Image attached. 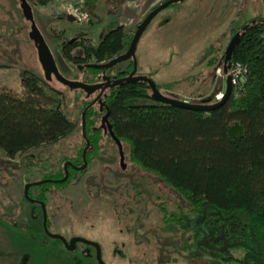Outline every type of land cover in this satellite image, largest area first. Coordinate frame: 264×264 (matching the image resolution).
I'll return each mask as SVG.
<instances>
[{"label": "rangeland", "instance_id": "rangeland-1", "mask_svg": "<svg viewBox=\"0 0 264 264\" xmlns=\"http://www.w3.org/2000/svg\"><path fill=\"white\" fill-rule=\"evenodd\" d=\"M125 1L92 0L87 23L63 17L44 23L40 15H52L47 7H35L34 20L53 50L56 41L53 44L51 32L60 29H65L66 37L83 33L97 44L109 29L130 21L132 13L120 14ZM144 1L125 5L137 12ZM259 17L264 18V0H181L167 6L152 18L137 42V75L151 76L167 89L197 84L198 94L212 97L225 89L226 77L209 76L210 58L222 56L232 33ZM30 29L31 22L17 0H0V87L21 91L24 70L45 77ZM54 54L61 75L76 82L88 80L86 73L66 62L64 66L57 50ZM51 76L49 81L62 92V107L76 127L60 142L32 148L12 159L0 150V264H99L93 245L78 242L69 250L50 233L67 240L80 236L98 242L106 264H200L185 258L190 233L166 226L161 211L162 207L167 213L187 210L188 202L158 176L133 164L126 143L122 145L124 157L119 159L117 148L105 141V150L89 159L83 173H76L67 184L48 187L46 231L41 205L25 197V184L64 167L63 157L77 155L83 143L82 101L93 96ZM103 105L104 100L97 109Z\"/></svg>", "mask_w": 264, "mask_h": 264}, {"label": "trees", "instance_id": "trees-1", "mask_svg": "<svg viewBox=\"0 0 264 264\" xmlns=\"http://www.w3.org/2000/svg\"><path fill=\"white\" fill-rule=\"evenodd\" d=\"M25 1L33 17L35 7L48 8L52 2ZM81 8L88 11L82 4ZM61 16L59 10L51 15L52 21ZM139 23L132 30L117 25L97 44L83 33L73 37H66L65 29L51 33L63 61L87 74L88 80L83 83L95 84L102 80L104 68L87 65L108 61L124 52ZM234 35L237 39L229 64L246 65L247 80L238 95L231 91L219 107L209 112L157 101L148 82L140 78L122 79L107 87L102 96L103 114H108L112 131L122 145H128L130 161L158 176L188 202L187 210L167 213L162 207L161 211L166 226L174 225L190 233L185 258L200 264H264V18L244 23L231 37ZM221 59L224 53L210 58L211 70ZM121 64L105 69V74L126 77L133 60ZM20 82L21 91L0 87V150L11 159L32 148L60 142L76 127L62 107V92L47 77L24 70ZM208 97L211 96L205 98ZM90 102L91 99L82 101L81 114ZM98 104L85 111V132L99 123ZM79 127L82 130V115ZM84 145L83 140L78 155L63 157L62 164L71 160L82 165ZM98 150L96 146L92 156ZM86 166H68L69 175L64 182L49 180L30 185L28 195L47 205L48 187L69 183ZM64 175L61 165L45 172L39 180L60 179Z\"/></svg>", "mask_w": 264, "mask_h": 264}, {"label": "water", "instance_id": "water-1", "mask_svg": "<svg viewBox=\"0 0 264 264\" xmlns=\"http://www.w3.org/2000/svg\"><path fill=\"white\" fill-rule=\"evenodd\" d=\"M19 1H20V7L22 9L24 17H26L31 22L30 36L33 38V40L37 46L39 61H40L41 65L44 69L45 77H47L48 79H51V77H52L51 75L55 74L57 79L60 80L65 85H67L69 87H80L82 90H84L86 92L87 95H90L91 93L95 92L96 90H100L98 92V94L96 95V97L92 100V102H90L82 112V131H83V133L85 130L84 117H85L86 109H88L95 101H97L98 103H102L101 96H102L105 88L114 86L115 84L120 82L122 79H126V80H135V79H139V78L145 79L150 86V89L152 91V97L155 100L160 101L162 103L171 104V105H175V106H179V107H183V108H188V109H192V110H196V111H202V112H209V111L219 107L231 93L230 77L226 76V85H225V89H224V94L220 100L213 102L212 97H208V98H204L201 101V103H199V104H193V103L183 102V101H180L177 99L167 97V96L161 94V92L159 91V88L157 87L155 81L152 78H150L149 76L135 75L136 69H137L136 60H135V51H136L137 42H138L141 34L146 29L148 24L151 22L152 18L160 10L169 6L172 3H176V2H179L181 0H164V1L160 2L156 7L151 9L144 16V18L140 21V23L137 25L136 30L133 34V37L130 41V44L124 52L120 53L117 56H114L113 58H111L108 61H105L102 63L88 64L87 66H89V67H94L97 69L104 68L102 75H101L102 82H98L95 84H85L83 82L72 81V80L65 78L63 75H61L59 73L57 64H56L55 59H54L53 54H52V51H51L49 45L47 44V42L45 41L43 35L41 34L39 29L37 28L31 9L29 7H26V1L25 0H19ZM65 18H67L69 20H74L73 16H71L69 14L66 15ZM236 39H237V35L232 36L228 42V45H227L225 51H224L223 62H224V71L225 72L227 71V67L229 66V62H230L231 54H232V49H233V46L236 42ZM130 58L133 60V68L126 77L116 78L115 75L109 76V75L105 74V69L113 67V66H115V65H117L123 61L130 59ZM79 68L81 69L82 66H79ZM107 117H108V114H105L104 118L108 122ZM108 128L110 130V134L113 136V138L117 142L120 154H122V143H121V141L114 135L112 128H111V125L109 123H108ZM87 143H88V141H87ZM68 164H71L70 161L65 162V164H64L65 175L60 179H55V180L44 179V180H38V181L26 183L25 187H24L25 197L28 199H31V197L28 195V188L30 185H33V184L38 185V184H41L42 182H46L49 180H52L55 182L66 181V179L68 178V175H69ZM84 165H86V162H84ZM71 166H72V168H75V169L83 167V166L77 167L76 165H71ZM39 204L41 205L42 212H43V226L47 230V225H46L47 213H46L45 203L42 200H39ZM50 234L52 236H57V237L61 238L63 240V242L65 243L67 249H69V250L74 249L78 242L93 245L95 250H96V259L99 262V264H106L102 258L101 246L99 245L98 242L91 241V240L85 239V238L80 237V236H75V237H72L69 240H67L61 234H54V233H50Z\"/></svg>", "mask_w": 264, "mask_h": 264}, {"label": "built area", "instance_id": "built-area-1", "mask_svg": "<svg viewBox=\"0 0 264 264\" xmlns=\"http://www.w3.org/2000/svg\"><path fill=\"white\" fill-rule=\"evenodd\" d=\"M51 14L57 13L59 10L63 16L71 15L77 22L87 23L90 15L86 10L81 8V0H52L48 5ZM209 76L212 78L230 77L231 91L233 95H238L244 88L247 80V66L241 62L229 64L227 71H224V62L219 60ZM161 94L177 99L183 102L199 104L208 95L198 94V86L194 84L186 89H167L160 86ZM224 90H217L213 93V102L220 100L223 97Z\"/></svg>", "mask_w": 264, "mask_h": 264}, {"label": "flooded vegetation", "instance_id": "flooded-vegetation-1", "mask_svg": "<svg viewBox=\"0 0 264 264\" xmlns=\"http://www.w3.org/2000/svg\"><path fill=\"white\" fill-rule=\"evenodd\" d=\"M54 76H55V74H54ZM55 78L57 79L56 76H55ZM98 82H102V80H100ZM106 90H107V87L105 88L102 96L105 95V91ZM99 91L100 90H96L95 92H93L90 95H88V97L93 95L92 98H89V99H91V102L96 97V95L98 94ZM96 102L97 101H95L93 104H95ZM103 110H104V106H102L101 109H100L101 114L97 115V117L99 119V123L97 125H95L92 130H90L88 132H85V130H84V133H83V131L81 133V137L85 141V145L83 146V149L81 151L83 164L82 165H76L77 167L84 166V162H86V163L90 162L89 161V157L92 156V152L95 150L96 146L99 147V150L103 149L104 148L103 147L104 146L103 143L105 141L109 142L110 144H112L113 146H115L117 148L118 154H119V159H122L124 157L123 148H122V154H120L117 142L113 138V136L110 134V130L108 128L109 121L107 122L105 120V118H104L105 114H103ZM107 119H108V117H107ZM87 141H88V143H87ZM104 150H105V148H104ZM78 153L79 152H77V155H78ZM67 161H70V163H71V164H68L69 167H72L71 165H75V164L72 163L71 160H66L65 162H67ZM122 164H123V162H122ZM53 180H55V179H53ZM31 199H29V200H31L33 203H36V204H38L40 206V204H39V200L40 199H36V198H32V197H31ZM48 230L49 229H48V226H47V230L46 231H48Z\"/></svg>", "mask_w": 264, "mask_h": 264}, {"label": "crops", "instance_id": "crops-1", "mask_svg": "<svg viewBox=\"0 0 264 264\" xmlns=\"http://www.w3.org/2000/svg\"><path fill=\"white\" fill-rule=\"evenodd\" d=\"M130 1H132V2H137V1H139V0H126L125 2H130ZM125 2L122 4V6L120 7V14H127V13H130V15H131V13H132V15H131V19H130V21L129 22H127V24L126 23H122V25L124 26V28H125V30H128V29H130L131 27H133L134 25H136L139 21H140V19H139V17H140V15L143 17V16H145V13L146 12H148L149 10H150V8L152 7V6H154V5H156V4H158L159 2H160V0H145L144 2H143V6L141 7V8H139L140 10L139 11H133V7H127V5H125ZM92 0H81V4L82 5H84L85 7H86V9L88 10V11H90V8H91V6H92ZM135 5V4H134ZM37 7H41V6H37ZM147 10V11H146ZM147 14V13H146ZM37 15L35 14V12H34V18L36 17ZM42 18H43V20H44V23H49V21L50 22H54V21H52V18L51 17H48L47 18V16H45V15H40ZM61 17H63L64 19H66V20H69V19H67V18H65V16H61ZM36 19V18H35ZM46 20H49L48 22L46 21ZM39 28V27H38ZM40 30H41V28H40ZM42 31V30H41ZM66 31H65V36H66ZM54 38V37H53ZM53 41V44L55 43L54 41H56V39L54 38V40H52ZM51 47V46H50ZM55 48V47H54ZM51 51H52V53H53V55L55 56V59L57 60V62H59V60L57 59V57H56V55L54 54V51H56V48H55V50H53V47H51ZM63 62V64H64V66H66L67 64L65 63V61H62ZM59 66H60V63H59ZM67 67V66H66ZM196 71H190V75L191 74H194ZM183 75H180V76H176L175 77V80L176 79H178V78H180V77H182ZM203 95H206V94H203ZM209 95V94H208Z\"/></svg>", "mask_w": 264, "mask_h": 264}]
</instances>
